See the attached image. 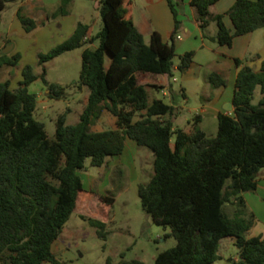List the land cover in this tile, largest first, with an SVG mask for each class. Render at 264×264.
<instances>
[{"label": "trees", "instance_id": "obj_1", "mask_svg": "<svg viewBox=\"0 0 264 264\" xmlns=\"http://www.w3.org/2000/svg\"><path fill=\"white\" fill-rule=\"evenodd\" d=\"M8 0H0V15ZM176 16L177 9L168 0ZM218 0H191L203 31L215 21L220 44L231 45L236 36L264 27V0H235L228 11L233 29L224 14L212 15ZM71 0H62L54 13L68 14ZM129 0H101L103 27L90 34V25L79 21L73 33L49 52L40 53L38 64L49 95L61 98L65 87L46 78V63L66 51L99 40L95 48L82 52L79 86L89 89L86 105L75 124L66 123V113L57 119L54 138L35 118L37 94L29 90L39 78L34 67L22 69L16 88L11 80H0V262L1 264H61L54 244L71 218L78 202L89 192L81 175L91 158L103 166L110 156L122 154L126 139L154 153V174L139 184L142 207L156 223L171 226L177 244L160 252L156 264H212L222 258L220 245L231 237L238 248L233 264H264V238L248 236L255 213L245 193L255 191L264 170V60L256 70L243 65L233 97L234 111L218 114V132L210 136L198 122L191 129L174 127L175 106L150 98L156 83L141 82V74L173 75L175 46L154 31L150 41L135 25ZM20 21L27 32L38 23L21 9ZM193 50L180 54L177 70L187 71L194 61ZM107 55L109 62L107 63ZM22 54L0 52V67L16 66ZM238 64L242 60L237 59ZM212 86L226 80L210 76ZM261 97L254 103L257 88ZM104 110L116 117V128L96 131L93 126ZM109 206L114 197L101 195ZM234 206L232 212L227 206ZM100 236L106 237V222L88 217ZM120 264H147L140 259Z\"/></svg>", "mask_w": 264, "mask_h": 264}, {"label": "rangeland", "instance_id": "obj_2", "mask_svg": "<svg viewBox=\"0 0 264 264\" xmlns=\"http://www.w3.org/2000/svg\"><path fill=\"white\" fill-rule=\"evenodd\" d=\"M101 0H71L66 5L68 14L54 13L61 7L62 0H8L6 7L1 12L0 19V43L10 36L24 53V59L16 66L4 65L0 67V80H11L18 87V77L21 75L23 64H30L39 78L30 84L29 90L37 94V108L35 118L45 124L50 138L56 134L58 117L66 113V123L75 124L80 119L89 89L79 86L80 72L82 69V52L86 47L95 48L99 40L69 50L46 63V78L51 83H57L65 87V94L61 98H53L49 95V88L44 82L41 74L44 67L38 64L39 54L49 52L55 45L61 43L72 32L67 22L82 21L92 27V34L96 35L103 27V19L98 8ZM23 5V12L37 20V27L31 32L21 33L11 25L14 22V11ZM64 24V26H63ZM62 25V27H61ZM47 32V37H46ZM44 37L42 42L36 41V36ZM39 37V38H40ZM3 52V51H1ZM179 52L174 58L175 64L179 63ZM109 55H107V63ZM153 78L150 75L141 74L140 81L148 82ZM183 73L177 69L170 76V84L160 88L150 89V98H160L166 103L175 106L172 115L176 127L191 129L197 120L202 105V99L196 91H202L201 84L183 81ZM183 86L188 87L189 99L185 100L182 93ZM261 97L258 87L254 96V103ZM107 111V110H106ZM108 112V111H107ZM111 125L108 116L99 120L96 128L109 127ZM203 129L210 136L218 132V120L214 115H206L202 123ZM133 157L135 169L128 164L107 169L106 173L96 178L93 189L94 199L78 202L71 218L63 228L62 234L54 244V252L61 264H120L121 261L140 259L147 264H156L157 255L177 244V239L172 233L171 226H163L145 212L139 196V184L147 182L154 174V153L142 146ZM110 156L109 160H115ZM87 168L82 170L84 174H95L99 167L93 166L91 158L86 160ZM87 170L91 171L90 173ZM113 170V171H112ZM111 172V173H110ZM264 173V171H263ZM262 173V174H263ZM84 182L90 186L91 179L84 176ZM114 197V202L107 206L99 201L100 195ZM234 206L229 204L227 210L232 212ZM88 217H96L104 220L106 237L98 234L97 228L91 224ZM221 259L212 264H233L232 260L238 254V248L232 242L231 237L223 239L220 245ZM44 264H53L46 262Z\"/></svg>", "mask_w": 264, "mask_h": 264}, {"label": "crops", "instance_id": "obj_3", "mask_svg": "<svg viewBox=\"0 0 264 264\" xmlns=\"http://www.w3.org/2000/svg\"><path fill=\"white\" fill-rule=\"evenodd\" d=\"M173 2L175 3L178 12L177 19L179 21V29L176 33V16L168 0H129V10L135 25L143 34L146 42H149L152 33L157 31L162 35L164 41L168 43L172 42L175 46L176 53L179 52V54H183L191 50L195 52L192 65L187 71L182 73L185 84L190 81H196L201 84V81L203 80V90L201 92L196 91V94L203 98L201 107L199 109L196 108L200 111L199 115H201V117L198 119V122L203 129L202 123L204 122L206 115H214L218 120L219 113H232L234 111L233 97L237 76L241 67L245 64L250 65L256 70L261 67L262 61L264 60V27L236 36L231 45L220 44L215 39L218 32V27L215 21H212L205 31H203L197 19L196 8L191 4V0H173ZM234 2L235 0H218L211 7L212 15L219 13L224 14L226 24L232 29L234 26L228 15V11L232 8ZM97 6L99 8L100 4L98 3ZM20 9L23 11V5L18 6L14 11V22L11 25V28L16 26V29L19 32L24 33L27 31L18 16ZM78 22L79 21L67 22L72 33ZM90 34H92L91 26ZM39 37V35L36 36V41L38 42L40 39V42H42L44 37ZM7 46L11 48L8 52L10 55L15 54L16 52L22 54L19 61V63H21L24 59V53L20 48H17V44L10 36L7 37V40L0 43V52ZM237 59L242 60V64L239 65ZM178 64L179 63L175 64V69H177ZM25 65L26 64L21 65L22 68H24ZM214 73H219L226 80V83L214 88L210 81V76ZM150 76L153 78V80L150 81L152 83H156L160 86H167L170 84L169 74H158L156 76L150 74ZM22 78L23 76L21 73L18 77V81ZM11 86L12 88H16L12 81ZM182 93L185 100L188 101V87L183 86ZM107 111L104 110L99 120H103L105 116H108L111 125L109 127L102 126L100 128H96L94 125V130L101 131L117 127L116 117L111 112ZM174 127H176L175 124ZM140 147L142 146L138 145L136 140L128 137L126 139L123 153L114 155L116 157L115 160L108 159V162L105 165L99 167L97 175L87 173L83 175V173H81L83 181L84 176H88L91 179L90 186H87L84 182L85 189L89 192V195H85L83 199L87 201L95 198L93 196L95 194L93 189L94 182L98 176L105 174L107 169H110V166H115L116 168L128 164L129 167L135 169L132 156L139 152ZM87 172L90 173L91 171L87 170ZM262 173L258 178L257 189L244 194L248 207L256 216L254 225L247 233L249 237L261 235L264 238V173ZM99 201L103 202L101 195ZM231 239L234 243V239ZM238 256L239 255L237 254L234 259H237Z\"/></svg>", "mask_w": 264, "mask_h": 264}, {"label": "water", "instance_id": "obj_4", "mask_svg": "<svg viewBox=\"0 0 264 264\" xmlns=\"http://www.w3.org/2000/svg\"><path fill=\"white\" fill-rule=\"evenodd\" d=\"M172 44V42L170 43ZM11 50V48L9 46H7L4 50H3V53H8L9 51ZM232 107V106H231Z\"/></svg>", "mask_w": 264, "mask_h": 264}]
</instances>
